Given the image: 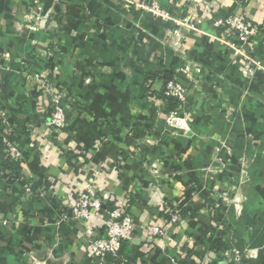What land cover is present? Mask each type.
<instances>
[{
	"label": "crops",
	"instance_id": "crops-1",
	"mask_svg": "<svg viewBox=\"0 0 264 264\" xmlns=\"http://www.w3.org/2000/svg\"><path fill=\"white\" fill-rule=\"evenodd\" d=\"M141 1L0 0V107L8 111L0 135L11 130L25 156L8 179L0 158V220L21 221L14 232L0 227V264H20L17 249L38 264H100L88 243L107 236L117 200L134 220L129 264H222L250 250L257 256L249 264H264L256 239L264 232V73L245 72L247 54L264 66V27L236 50L214 25L243 14L262 26L264 0H176L194 25L178 34ZM37 7L48 23L33 31L27 22ZM162 71L187 90L179 110L186 130L168 123L172 112L150 93L162 90L163 80L152 79ZM37 74L76 99L58 134L43 113L50 103L26 78ZM88 187L104 201L99 216L61 221ZM190 209L195 216L182 215ZM167 222L163 237L148 240L145 226ZM220 242L231 249H214Z\"/></svg>",
	"mask_w": 264,
	"mask_h": 264
},
{
	"label": "built area",
	"instance_id": "built-area-1",
	"mask_svg": "<svg viewBox=\"0 0 264 264\" xmlns=\"http://www.w3.org/2000/svg\"><path fill=\"white\" fill-rule=\"evenodd\" d=\"M171 8H166L161 0H142L139 4L145 11L149 12L156 19L162 22L171 23L176 28L178 34L180 28L190 29L193 28V18L188 15H183L181 12L175 10L173 6L176 4V0H167ZM206 8L209 5L206 3ZM214 25L217 28H223L227 31L230 37H234L236 42L230 41L225 44L236 50H241L245 47L251 39L256 36L260 29L264 25L259 26L253 23L246 15H229L223 18L215 20ZM10 57L9 53H6ZM2 61V55L0 54V64ZM245 72L251 75H255L257 72L264 73V66L259 59L251 54L246 55ZM42 87L45 92L50 93L51 105L54 110L51 113V118L48 121V125L53 131L60 133L66 125V112L62 105L66 93L59 92L53 83L45 80L41 81ZM166 94L176 98L183 106L188 100L187 90L183 85L177 81L169 82L166 86ZM76 101L75 99L73 100ZM188 115H181L179 110H176L169 114L167 120L168 123L178 129L186 130L189 127ZM9 138V139H8ZM7 146V157L15 161L23 160V153L13 140L12 134L8 133L4 139ZM99 173H97L98 175ZM25 192L29 196L34 195V188L30 183L25 185ZM109 197L105 196V199ZM104 201L100 197H96L93 187H88L85 192L79 194V196L73 201L69 211H62L59 214L61 221H67L70 218L83 220L88 222L94 216H99V212L103 208ZM168 212H173L168 210ZM109 219L104 223V230L106 237H93L88 243V250L91 255L96 258L100 264H108L107 258L111 256L114 261L109 264H117L118 260L122 259V246L124 242H131L134 234V220L130 213L126 211V205L123 201H116L113 208L109 211ZM174 215V214H173ZM176 219L177 215L172 216ZM170 223H166L163 226L150 224L144 227V232L148 240H154L159 237H163L166 233V229ZM225 257H229V253L225 251ZM257 256V252L250 250L249 252L235 251L234 258H228V260L222 264H249V261ZM119 264H127L126 260H122Z\"/></svg>",
	"mask_w": 264,
	"mask_h": 264
},
{
	"label": "rangeland",
	"instance_id": "rangeland-1",
	"mask_svg": "<svg viewBox=\"0 0 264 264\" xmlns=\"http://www.w3.org/2000/svg\"><path fill=\"white\" fill-rule=\"evenodd\" d=\"M38 4H41V3L38 2ZM33 9H34L33 11H34V15L36 16V19H34L35 20V23L27 22L28 25H29V27H30V29L33 30V31H35V30H38V28H40V27L41 28H46L47 27V23H48V21H46V16L47 15L41 14L42 11H40L38 7L37 8H33ZM42 15L45 16V17H43ZM28 17L29 16H27L26 18L28 19ZM29 19H31V17ZM24 26H25L24 23H20L19 24L17 22V24H15V26H13V27H15L16 30L18 29L19 31H21V30H23L25 28ZM26 78L32 79V80H34L36 82L37 87H36V89L34 88L35 92H40L41 95L43 96V100H45V101L47 100L48 101V104L50 103V105H51V101H53V98L51 99V96L52 95L50 93L47 94L46 93L47 91L45 92V90L42 87L41 81L48 80V81H50L52 83H53V81L49 77H41L38 74L37 75H29ZM53 85H54L53 87H55L59 92H62V94L63 93H66V97H64V99L62 101V105H63V107L65 109V112H67V105L75 103L76 101L75 102L73 101L75 99V97L72 96V95H70L67 90H60V89H58L55 86L54 83H53ZM39 109L41 110V107H39ZM45 109H47V107ZM48 112H50V110H48V111L47 110H44L43 113H45V115H47ZM7 115H8V111L4 107H0V118L3 119L6 123H8L7 122V119H8ZM66 121H67V115H66ZM53 132H54V134H58L55 131H53ZM8 133L12 134L11 130H9V131H8V129L7 130H4L2 132V134L0 135V146H1V155H0V158H1V164H2V159H4V158L7 157V146H6V143H5V140L4 139L7 137ZM13 140L16 143V145L20 148V150L22 151L21 147L17 144V142L15 141L14 137H13ZM22 153H23V151H22ZM24 158H25V156H24V153H23V160H24ZM8 176H10L8 174V172H4V173L1 172V178L8 179ZM227 201H229V202H236V200L234 201V200H230V199L229 200L227 199ZM10 218H13V217H9V219H7L5 217L4 219L0 220V227L3 228V229H5V230H9L10 228H12V231H10V232H14L15 231L14 230V226H17L18 228H21V226H20L21 225L20 224L21 221H20L19 216H16L13 220H11ZM16 255H17V258H18L20 264H38V260L36 258L35 253L27 252L25 250L24 251H20V249H17V254Z\"/></svg>",
	"mask_w": 264,
	"mask_h": 264
},
{
	"label": "trees",
	"instance_id": "trees-1",
	"mask_svg": "<svg viewBox=\"0 0 264 264\" xmlns=\"http://www.w3.org/2000/svg\"><path fill=\"white\" fill-rule=\"evenodd\" d=\"M165 23H167V22H165ZM156 78L162 79L163 82H164V86H163L162 90H160V91H155V90L150 91L151 95H155L158 98H160L161 100H163L166 103V105H167V111L168 112H174L176 110H180L182 105L179 103V101L176 98L166 94V86H167V84L169 82L175 81V77H174L173 73L170 72V71H162V72L157 73L156 75H153L152 79H156ZM146 91H149V89L146 88ZM53 110H54L53 106L50 105V113L47 115L46 119H50L51 118V113H52ZM20 163H21V161L20 162L19 161H15V160L11 159L10 157H6V158L2 159L1 172L4 173V172L10 171L11 174H12V172L15 173V172H17V171H19L21 169V164ZM28 183H31V181L28 182ZM31 185L33 186V188L35 190L36 187L34 186V184H31ZM127 210L126 211L128 213H130L129 208ZM187 213L190 216H195V213H194V211L192 209L183 211L182 215H186ZM164 215L166 217H168L167 214H164ZM258 223H259V226L261 228L260 232L264 231V228H263V226H264V218L261 220V222H258ZM256 239H257V243L263 242L264 241V232H263V234L261 236L260 235L257 236ZM127 243L128 242H124L123 243L122 253H121L122 254V259L118 260L117 264H119L122 260H126L127 264H129V262H130L129 254L124 251V249L127 247ZM260 245H262V244H260ZM231 247L232 246L229 243H227V242H225L224 244H222L220 242V243H218L217 246H215L213 248L217 249V250H220V249L222 250L223 249V250L227 251L228 249H231ZM238 247L240 249H243L242 246H238ZM252 247H255V243H254V245ZM137 255L138 256L142 255V252H140L139 248H137ZM113 261H114V259L111 256H109L107 258V263L108 264L113 262Z\"/></svg>",
	"mask_w": 264,
	"mask_h": 264
}]
</instances>
